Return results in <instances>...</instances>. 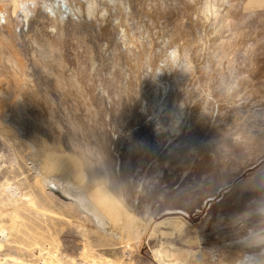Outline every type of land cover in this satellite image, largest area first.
Masks as SVG:
<instances>
[{"label":"rangeland","instance_id":"rangeland-1","mask_svg":"<svg viewBox=\"0 0 264 264\" xmlns=\"http://www.w3.org/2000/svg\"><path fill=\"white\" fill-rule=\"evenodd\" d=\"M72 1L0 0V235L6 234V242L0 241V264L46 254L59 264L62 258L88 264H247L246 253L232 245L251 236L264 238V97L255 92L264 85V52L254 58L257 65L251 64L252 41L259 33L253 27L255 17L246 18V26L251 25L237 31L242 38L232 30L244 12L264 8V0L241 5L232 0L234 21L227 29L219 27L215 17L201 21L195 13L197 0H166L167 9L149 3V19H143L154 25L151 42L146 34L141 38L140 20L128 16L129 6L119 12L108 0ZM166 24L168 39L162 36ZM214 26L221 31L212 33ZM175 40L182 49L189 48L183 54L178 46L174 75L158 80L144 63L147 52ZM188 60H195L194 65H185ZM137 64L144 71L140 65L137 70ZM149 91L159 93L160 105L149 104ZM170 97L189 109L178 122L172 119L176 107ZM204 99L211 101L207 105ZM247 113L253 117L246 120ZM38 171L53 179L46 184L44 177L39 184ZM71 179L89 197L106 201L121 223L123 240L110 236L63 194ZM121 204L133 208L134 215H151L150 225L141 229L129 219L130 213L124 219ZM167 220L183 221L185 228L168 227ZM258 260L253 264H264V255Z\"/></svg>","mask_w":264,"mask_h":264},{"label":"bare ground","instance_id":"bare-ground-1","mask_svg":"<svg viewBox=\"0 0 264 264\" xmlns=\"http://www.w3.org/2000/svg\"><path fill=\"white\" fill-rule=\"evenodd\" d=\"M74 1V0H73ZM72 1V2H73ZM76 1V0H75ZM74 1V2H75ZM78 1V0H77ZM95 1V0H94ZM98 1V0H97ZM100 1H103V0H100ZM109 2H110V4L112 5V8L113 9H115V11H123V10H125V9H128L129 7H130V9H131V11H132V14L130 13L129 14V12L127 13L128 14V16H130V17H133V18H136V21L139 19L140 20V24H139V28L141 29V33L139 32V34H140V36H141V38H143V34L145 35H147V36H149V38H150V42H151V39H153L152 38V34H151V32L153 31V29H154V25H152V24H150V23H148L146 20H148L149 18H148V16H150V14H148L147 12H146V9L149 7V3H154V5L157 7V8H162V9H167V8H169V6L168 5H166L165 3H167L166 2V0H138V1H136V0H108ZM184 1H187V0H184ZM198 2H196V3H198L199 4V7H198V9H196V11H195V13L198 15V16H200L201 17V21H204L205 23L206 22H209L210 20H211V17H215V20L216 21H218V24H220L219 25V27H224V28H230V27H232V24H233V21H234V17H233V9H234V5L232 6L231 5V3H232V0H197ZM237 1V0H236ZM79 2V1H78ZM109 2H107V3H109ZM171 2V1H170ZM175 2V1H174ZM174 2H173V5H175L174 4ZM243 2H245V0H239V5H241V3H243ZM88 4H89V2H87ZM98 3H100V2H98ZM98 3H96V5L98 4ZM103 3H104V1H103ZM135 3V4H134ZM146 3H148V5H146ZM178 3V2H177ZM180 3V2H179ZM187 3V2H186ZM67 4V3H66ZM73 4V3H72ZM133 4V5H132ZM168 4H169V2H168ZM74 5V4H73ZM72 5V10H73V12H74V6ZM89 5H91V4H89ZM94 5V4H93ZM106 5V4H105ZM104 4H103V7L105 6ZM109 5V4H108ZM107 5V6H108ZM111 5H109V6H111ZM172 5V4H171ZM172 5V6H173ZM54 6H56V5H54ZM66 6V5H65ZM67 6H69V5H67ZM76 6V5H75ZM85 6V5H84ZM97 6H99V5H97ZM96 6V7H97ZM129 6V7H128ZM190 6V5H189ZM86 7H88V6H86ZM93 7V6H92ZM100 7H102V5L100 6ZM99 7V8H100ZM106 7V6H105ZM191 7V6H190ZM238 7V6H237ZM54 8V7H53ZM70 8V7H69ZM68 8V10L70 11V9ZM74 8V9H73ZM139 8L141 9V10H139ZM236 8V7H235ZM240 8H241V6H240ZM240 8H239V10H240ZM50 9H52V8H50ZM59 9V8H58ZM66 9V8H65ZM79 9H81V8H79ZM192 11L194 10V8L192 9V7L190 8ZM189 9V10H190ZM223 9V10H222ZM48 10V9H47ZM53 10H55V9H53ZM59 10H61V9H59ZM67 10V9H66ZM87 10V9H86ZM91 6H90V9L88 10V12H91ZM98 10V9H97ZM103 10V9H102ZM148 10V9H147ZM152 10H154V9H152ZM161 10V9H160ZM189 10H187V11H189ZM238 10V11H239ZM48 11H50V10H48ZM65 11V10H64ZM68 11V12H69ZM80 11V10H79ZM78 11V12H79ZM85 11V10H84ZM96 11V10H95ZM99 11V10H98ZM104 11H107V10H104ZM110 11V10H109ZM141 11H142V13H141ZM237 11V12H238ZM29 12V11H28ZM53 12V11H52ZM62 12V11H61ZM81 12H82V9H81ZM80 12V13H81ZM99 12H101V11H99ZM103 12V11H102ZM111 12H113L114 13V11H111ZM123 12H125V11H123ZM150 12H152V11H150ZM241 12H242V10H241ZM49 13V12H48ZM67 13V12H66ZM79 13V14H80ZM104 13V12H103ZM106 13V12H105ZM110 13V12H109ZM154 13V12H153ZM159 13H160V11H159ZM188 13V12H187ZM240 13V12H239ZM245 14H243L245 17H242L239 21H238V23H235L234 25H233V30L232 31H234L233 32V34L235 33V34H237L236 36H238V37H240L241 36V33H242V31L240 32L239 31V33H237V31L239 30V29H243V28H247L248 26H250V25H248V26H246L247 25V20H246V18H252V17H255L256 18V21H254L255 19H253V21H254V24H253V27H254V29H255V32L256 31H258L259 33H255V40L254 41H252V51L250 52V58H251V60H249L250 62H251V64H256L257 65V60H255L256 58L255 57H257L258 55H260L261 54V52H264V8H262L261 10H251V12H244ZM52 14V13H51ZM71 14H72V12H71ZM74 14V13H73ZM72 14V15H73ZM86 14V13H85ZM90 14V13H89ZM117 14V13H116ZM123 14H125V13H123ZM234 14H235V12H234ZM237 14V13H236ZM235 14V15H236ZM241 14V13H240ZM75 15V14H74ZM82 15V14H81ZM84 15V14H83ZM98 15V14H97ZM102 15V14H101ZM101 15H100V18H101ZM105 15V14H104ZM108 15V14H107ZM112 15V14H111ZM121 15V14H120ZM191 15H192V13H191ZM242 15V14H241ZM85 16V15H84ZM83 16V17H84ZM99 16V15H98ZM115 16V15H114ZM123 16V15H122ZM121 16V18H123ZM127 16V17H128ZM142 18H141V17ZM155 16H156V14H155ZM189 16V15H188ZM196 16V15H195ZM60 17H61V13H60ZM88 17H89V15H88ZM92 17V16H91ZM104 17V16H103ZM108 17H109V15H108ZM117 17V16H116ZM126 17V16H125ZM123 18L124 20H126V18ZM140 17V18H139ZM158 17V16H157ZM156 17V18H157ZM192 17V16H191ZM75 18V17H74ZM87 18V17H86ZM93 18V17H92ZM92 18L90 19V20H92ZM96 18H97V16H96ZM118 18V17H117ZM145 18H148V19H146L145 21H144V19ZM161 18V17H160ZM238 18V17H237ZM240 18V17H239ZM60 19V18H59ZM99 19V18H98ZM119 19H120V17H119ZM190 19V18H189ZM193 19H194V16H193ZM196 19H197V17H196ZM77 20V19H76ZM75 20V21H76ZM81 20V19H80ZM122 20V19H121ZM129 20V19H128ZM191 20H192V18H191ZM195 20V19H194ZM200 20V19H199ZM199 20H197V22L199 21ZM213 20V19H212ZM233 20V21H232ZM29 21V20H28ZM99 21V20H98ZM101 21V20H100ZM104 21V20H103ZM114 21V20H113ZM112 21V22H113ZM118 21V20H117ZM120 21V20H119ZM134 19H133V23L134 22H136ZM93 22H94V20H93ZM107 22V21H106ZM105 22V23H106ZM111 22V21H110ZM122 22V21H121ZM125 22V21H124ZM127 22V21H126ZM131 22H132V20H131ZM138 22V21H137ZM163 22V21H162ZM251 22V21H250ZM258 22V24H256ZM176 23V22H175ZM217 23V22H216ZM102 24H104V23H102ZM128 24V23H127ZM137 24V26H138V23H136ZM179 24V23H178ZM192 24V23H191ZM197 24V26H198V23H196ZM35 25V24H34ZM97 25V24H96ZM111 25V24H110ZM121 25H123V24H121ZM125 25V24H124ZM200 25H201V23H200ZM215 25H217V24H215ZM117 27H120V29L121 28H123V26H120L119 24L118 25H116ZM136 26V25H135ZM159 25H157V27H158ZM204 26L205 25H202L201 27H202V30H200V32L198 33L199 35L201 34V33H203L204 31ZM212 26V25H211ZM59 27V26H58ZM90 27V26H89ZM98 27H99V25H98ZM116 27V28H117ZM127 27H129V26H127ZM215 27V26H214ZM212 28V33H219L221 30H220V28L219 27H215V28ZM114 28V27H113ZM136 28L137 27H135V31H136ZM206 28V27H205ZM117 29H119V28H117ZM117 29H115V30H117ZM124 29V28H123ZM122 29V30H123ZM126 29V32H127V28H125ZM139 29V30H140ZM168 28H167V24L163 27V30H164V32H162L163 34H162V36H165L166 37V35H168L171 31L170 30H167ZM132 30V29H131ZM130 30V31H131ZM139 30H137V32L139 31ZM192 30V29H191ZM194 30V29H193ZM195 30H197V29H195ZM211 30V29H210ZM120 31V30H119ZM129 31V32H130ZM182 31V30H181ZM179 32V35H180V38H179V40L180 39H182L183 37H184V35H183V33L182 32ZM209 31V30H208ZM230 31H231V29H230ZM246 31V30H245ZM253 31V30H252ZM116 32V31H115ZM124 32V31H123ZM154 32V31H153ZM118 34H121L120 32H117ZM116 33V34H117ZM132 33H134V31L132 30ZM131 33V34H132ZM207 33V32H206ZM209 33V32H208ZM211 33V32H210ZM231 33V32H230ZM243 33H244V31H243ZM247 33V32H246ZM246 33H244L245 35H246ZM250 33H251V31H250ZM111 34V33H110ZM189 34V36L191 35V33H188ZM193 34H195L194 32H193ZM134 35H135V33H134ZM185 35H187V34H185ZM211 35V34H210ZM231 35V34H230ZM253 35V34H252ZM97 36V35H96ZM126 36V35H125ZM147 36L146 37H144V39L145 38H147ZM160 36V35H159ZM195 36V35H194ZM194 36H193V38H194ZM198 36V35H197ZM203 36V35H202ZM207 36V35H206ZM221 36V35H220ZM235 36V35H234ZM247 36V35H246ZM131 37V36H130ZM129 37V38H130ZM132 37H133V35H132ZM132 37H131V39H132ZM135 37V36H134ZM164 37V38H165ZM196 37V36H195ZM222 37V36H221ZM247 37H249V36H247ZM138 38V37H137ZM159 38V37H158ZM167 38V37H166ZM166 38L164 39V41L166 40ZM168 38H169V36H168ZM167 38V39H168ZM178 38V37H177ZM176 38V39H177ZM187 38H188V36H187ZM198 38V37H197ZM207 38V37H206ZM222 38H224V36L222 37ZM235 38V37H234ZM234 38H233V42H234ZM240 38H242V37H240ZM122 39H123V37H122ZM144 39H142V40H144ZM163 39V38H162ZM189 39V38H188ZM187 39V40H188ZM204 38H202V40H203ZM211 39V38H210ZM253 38H251V40H252ZM127 40H128V36H127ZM130 40V39H129ZM133 40V42L135 41L134 39H132ZM146 40V39H145ZM194 40V39H193ZM248 40V39H247ZM126 41V40H125ZM139 41H141L139 38H138V41L137 42H139ZM147 41V40H146ZM155 41H157L158 42V40H155ZM168 41V40H167ZM181 41V40H180ZM203 41H205V39L203 40ZM210 41V40H209ZM209 41H207V43L209 42ZM212 41V40H211ZM210 41V42H211ZM239 41V39H237V42ZM241 41V40H240ZM242 41H245V40H243L242 39ZM124 42V41H123ZM131 42V44L133 45V43H132V41H130ZM154 42V41H153ZM156 42V43H157ZM168 42H170V41H168ZM181 42H183V41H181ZM185 42V41H184ZM188 42V41H187ZM248 42V41H247ZM246 42V43H247ZM249 42L251 43V41L249 40ZM118 43H119V41H118ZM195 43V42H194ZM197 43H199V42H197ZM236 43V42H235ZM242 43V42H241ZM120 44V43H119ZM122 44V43H121ZM125 44H126V42H125ZM137 44V43H136ZM149 44V43H148ZM147 44V45H148ZM153 44V43H152ZM171 44H174V45H177V46H175L174 48H173V45H171ZM200 44V43H199ZM203 44H204V42H203ZM211 44V43H210ZM135 45V44H134ZM140 45H141V43H140ZM164 46H162V45H160V44H156V45H154L153 46V48H151L147 53H148V55H147V57H145L146 59V62H144L145 64H147V66L151 69V72H155L156 74H154V77L155 78H158V80H163L164 82L166 81V80H168L167 78V74L168 73H171L172 71L173 72H175V69L177 68H174L175 67V64H176V60L178 59V57L179 56H177V53H179V54H181V52H183V54H185L184 52H186V50L185 49H188L189 47H187L188 45H189V43L187 44L186 42L184 43V45L183 46H185V47H187V48H185V49H182L181 48V46H179L178 45V40L176 41H172V43H170V45L172 46H170L168 43H167V45H165V43L163 44ZM194 45V44H193ZM201 45V44H200ZM234 45V44H233ZM251 45V44H250ZM137 46V45H136ZM178 46H179V48H181V52L178 50V52L176 51L177 49H178ZM235 46V45H234ZM240 47L242 46V44L241 45H239ZM245 46V45H244ZM247 46V45H246ZM122 47V46H121ZM133 48H134V46H132ZM138 47V46H137ZM143 47H145L144 46V44H143V46H142V48ZM190 47H191V45H190ZM193 47V46H192ZM200 47V46H199ZM129 48V47H128ZM136 48V47H135ZM134 48V50L135 51H137L136 49H138V48H136L135 49ZM209 48H211V46L209 47ZM218 48V47H217ZM237 48H238V46H237ZM242 48V47H241ZM122 49H124V48H122ZM145 49V48H144ZM216 49V48H215ZM219 49V48H218ZM230 49H232V48H230ZM229 49V50H230ZM125 50V49H124ZM129 50V49H128ZM131 50V49H130ZM145 50H147V49H145ZM191 50V49H190ZM217 50V49H216ZM222 50V49H221ZM234 50V49H233ZM243 50V49H242ZM133 51V50H132ZM143 51V50H142ZM218 51V50H217ZM224 53L226 52V48L224 49V50H222ZM41 52V51H40ZM125 52V51H124ZM131 52V51H130ZM145 53H146V51H144ZM193 52V51H192ZM204 52V51H203ZM237 52V51H236ZM239 52H240V50H239ZM243 52H244V50H243ZM39 53V52H38ZM137 54L138 53H140V52H136ZM197 53V52H196ZM219 53V52H218ZM217 53V54H218ZM222 53V52H221ZM122 54V53H121ZM192 53L190 52V55H191ZM193 54H195V53H193ZM220 54V53H219ZM136 55V54H135ZM140 55H142L141 53H140ZM143 55H144V53H143ZM142 55V56H143ZM187 55V54H186ZM185 55V56H186ZM189 55V54H188ZM204 55H206V54H203L202 56H204ZM223 55V54H222ZM220 56V57H222L221 58V60L224 58L223 56ZM233 55V52L231 53V56ZM124 56V55H123ZM132 56H134V55H132ZM137 56V55H136ZM198 56V55H197ZM197 56H195V57H197ZM216 56H219V55H215V57ZM228 56V55H227ZM131 57V56H130ZM139 57H141V56H138V58ZM144 57V56H143ZM187 57V56H186ZM190 57V56H189ZM194 57V56H193ZM193 57H191V60H192V58ZM199 58H200V56H198ZM197 57V58H198ZM123 58H125V57H123ZM208 58H209V60L211 59V55H208ZM207 58V59H208ZM232 58V57H231ZM240 58V57H239ZM255 58V59H254ZM126 59V58H125ZM128 59V58H127ZM140 59H142V58H140ZM144 59V58H143ZM201 59H203V58H201ZM226 59V58H225ZM225 59H223V63H224V61H225ZM227 59H230V58H227ZM235 59V58H234ZM242 59V58H241ZM130 60H132V59H130ZM144 60V61H145ZM180 60V59H179ZM216 60V62H217V59H215ZM239 60V59H238ZM244 60V59H243ZM242 60V61H243ZM139 61L140 60H138V61H136V63L138 62L139 63ZM143 61V60H142ZM200 61V60H199ZM203 61V60H202ZM219 61H220V59H219ZM218 61V62H219ZM227 61V60H226ZM225 61V62H226ZM232 61H233V59H232ZM231 61V62H232ZM241 61V62H242ZM141 62V61H140ZM187 62V63H186ZM194 62H195V60H194ZM194 62H191V61H185V65H187V66H190L191 64L192 65H194ZM205 62V61H204ZM208 62V61H207ZM217 62V63H218ZM239 62V64H241V62L240 61H238ZM127 63V62H126ZM134 63V62H133ZM199 63V62H198ZM233 63H234V61H233ZM233 63H231V65L230 66H233ZM245 63V62H244ZM131 64V63H130ZM180 64H181V62H180ZM179 64V65H180ZM214 64V63H213ZM250 64V63H249ZM249 64H248V66H249ZM135 65V64H134ZM139 65L140 64H137V70H138V68H139ZM183 65V64H182ZM198 65V64H197ZM196 65V66H197ZM220 65V64H219ZM224 65V64H223ZM226 65V64H225ZM224 65V66H225ZM227 65H228V63H227ZM235 65V64H234ZM243 65V64H242ZM145 66V68H147L146 67V65H144ZM203 66V65H202ZM218 66V64L216 65V67ZM222 65H220L219 67H221ZM229 66V67H230ZM255 66V65H254ZM136 67V66H135ZM140 67H141V65H140ZM183 67V66H182ZM192 67V66H191ZM198 67V66H197ZM205 67V66H204ZM229 67H227V68H229ZM234 67V66H233ZM243 67V66H242ZM142 68V70H143V67H141ZM194 68H196V67H194L193 66V69ZM208 68V67H207ZM236 68V67H235ZM234 68V69H235ZM246 68V67H245ZM189 69L191 70V68L189 67ZM218 68H216V70H217ZM220 69V68H219ZM222 69H223V67H222ZM234 69H231V67L229 68V70H234ZM237 69V68H236ZM239 69V68H238ZM237 69V70H238ZM129 70V69H128ZM145 70H147V72H148V70L149 69H145ZM179 70V69H178ZM190 70H188V71H190ZM228 70V69H227ZM248 70H249V67H248ZM118 71V70H117ZM144 71V70H143ZM186 71H187V69H186ZM187 71V72H188ZM194 72H195V69L193 70ZM236 71V70H235ZM239 71V70H238ZM237 71V72H238ZM255 71V70H254ZM253 71V72H254ZM137 72V71H136ZM136 72H134V73H136ZM147 72H144V74L145 73H147ZM173 72H172V74H173ZM182 72V71H181ZM186 72V73H187ZM192 72V71H191ZM220 72H221V70H220ZM225 72H227L228 74H229V72L230 71H226V69H225ZM246 72V71H245ZM131 73H133V72H131ZM150 72H148V74H149ZM189 73V72H188ZM207 73H208V71H207ZM207 73H206V75H207ZM235 73V72H234ZM233 73V74H234ZM128 74V73H127ZM195 74V73H194ZM220 74V73H219ZM221 74H223V73H221ZM226 74V73H225ZM231 74V73H230ZM237 74H239V73H237ZM129 75V74H128ZM136 75V74H135ZM150 75H151V73H150ZM174 75V74H173ZM172 75V76H173ZM189 75V74H188ZM209 75V74H208ZM236 75V74H235ZM234 75V76H235ZM192 76V75H191ZM190 76V77H191ZM212 76V75H211ZM228 76H230V75H227V77ZM231 76H232V74H231ZM135 77V76H134ZM152 77H153V75H152ZM167 77V78H166ZM171 77V76H170ZM174 77V76H173ZM193 78H195V77H197V76H192ZM226 77V76H225ZM240 77V76H239ZM172 78V77H171ZM188 78H189V76H188ZM236 78H238V77H236ZM243 78H244V76H243ZM170 79V78H169ZM201 79V78H200ZM200 79H198L199 80V82H200ZM223 79H225V78H223ZM158 80H156V81H158ZM190 80H192V78L190 79ZM189 80V81H190ZM196 80V79H195ZM202 80V79H201ZM212 80V79H211ZM214 80V79H213ZM216 80V79H215ZM229 80H231V78L229 79ZM234 80V79H233ZM232 80V81H233ZM238 80H239V78H238ZM241 80V79H240ZM246 80V79H245ZM7 81H9V80H7ZM148 81V80H147ZM172 81V80H171ZM170 81V82H171ZM188 81V82H189ZM235 81H236V79H235ZM193 82V81H192ZM195 82V81H194ZM203 82V81H202ZM214 82V81H213ZM234 82V81H233ZM237 82V81H236ZM5 83V82H4ZM150 83V82H149ZM154 83H155V81H154ZM172 83V82H171ZM171 83H167V86L168 87H170V84ZM191 83V82H190ZM196 83H198V81H196ZM218 83V82H217ZM235 83V82H234ZM238 83H239V81H238ZM243 83H245V84H247L248 85V82H247V80L244 82V80H243ZM242 83V84H243ZM137 84V83H136ZM165 84V83H164ZM163 84V85H164ZM177 84V83H176ZM180 84V83H179ZM187 84H189V83H187ZM186 84V85H187ZM199 84V83H198ZM198 84H196V85H198ZM222 84V83H221ZM245 84H243V87H244V85ZM250 84H251V82H250ZM148 85V84H147ZM150 85V84H149ZM148 85V86H149ZM157 85V84H156ZM158 85H159V82H158ZM166 85V84H165ZM190 85H192V86H195V84H190ZM199 85H201V83L199 84ZM215 85V84H214ZM213 85V86H214ZM218 85V84H217ZM241 85V84H240ZM154 86V85H153ZM152 86V87H153ZM172 86V85H171ZM176 86V85H175ZM192 86H190V88L192 87ZM216 86V85H215ZM214 86V87H215ZM236 86H237V84H236ZM151 87V88H152ZM159 88L161 87L160 85L158 86ZM173 87V86H172ZM212 87V86H211ZM249 87V85L248 86H246L245 88H248ZM10 88V87H9ZM150 88V87H149ZM151 88H150V90H151ZM159 88H156V90L158 91V90H160ZM163 88V87H162ZM175 88L176 87H174V90H175ZM195 88H196V86H195ZM194 88V89H195ZM200 88H201V86H200ZM203 89H204V87H202ZM201 88V89H202ZM208 88V87H207ZM207 88H205L206 90H207ZM217 87H215L214 89H216ZM253 88V87H252ZM2 89V88H1ZM153 89V88H152ZM166 89V88H165ZM171 89V88H170ZM170 89H169V91H170ZM186 89V88H185ZM201 89H199V90H201ZM202 89V90H203ZM213 88H212V90H214ZM218 89V88H217ZM222 88H220L219 89V91L221 90ZM242 89V88H241ZM241 89H239V90H241ZM249 89V88H248ZM261 89L262 90H264V85H262V86H257V88L255 89V92L256 93H259L262 97H264V91H261ZM154 90H155V88H154ZM167 90V89H166ZM166 90L164 91V95H165V93H166ZM192 90V89H191ZM201 90V91H202ZM205 90V92H207ZM244 90V89H243ZM246 90V89H245ZM244 90V91H245ZM163 91V90H162ZM168 91V92H169ZM172 91H173V89H172ZM176 91V90H175ZM174 91V92H175ZM185 91V90H184ZM196 91H197V89H196ZM200 91V92H201ZM216 91V90H215ZM236 91V90H235ZM131 92V91H130ZM152 91H149V93H148V97H147V99H148V102H149V104L150 105H155V104H158V105H160V102H161V98H160V95H159V93H157V92H155L154 94L153 93H151ZM167 92V93H168ZM186 92V91H185ZM195 92V91H194ZM209 92V91H208ZM207 92V93H208ZM225 92V91H224ZM6 93V92H5ZM162 93V92H161ZM172 92L170 91V93H168V95L169 94H171ZM221 93V92H220ZM219 93V94H220ZM237 93V92H236ZM244 93V92H243ZM245 93L247 94V91H245ZM193 94V93H192ZM195 94V93H194ZM209 94V93H208ZM214 94V93H213ZM218 94V93H217ZM239 94H240V92H239ZM251 94V93H250ZM253 94V93H252ZM167 95V94H166ZM165 95V96H166ZM172 95V94H171ZM175 95H177V94H175ZM190 95V94H189ZM215 96H216V93L214 94ZM214 95H213V97L212 98H214ZM221 95H222V93H221ZM7 96V95H6ZM147 96V95H146ZM195 96V95H194ZM205 96V98H206V96L207 95H204ZM218 97H219V95H217ZM225 96H226V93H225ZM239 96H242V97H244V99H245V96H243V95H239ZM247 96V95H246ZM253 96V95H252ZM167 97H169V96H167ZM167 97H165V98H167ZM196 97H198V96H196ZM202 97V96H201ZM224 97V96H223ZM222 97V98H223ZM227 97V96H226ZM234 97V96H233ZM241 97V98H242ZM174 97H170V99H173ZM176 98H177V96H176ZM216 98V97H215ZM222 98H221V101H222ZM238 98H240V97H238ZM240 98V99H241ZM164 99V98H163ZM178 99V98H177ZM211 99V98H210ZM210 99H208V100H206L207 101V103H208V101H211ZM217 99V98H216ZM225 99H227V98H225ZM243 99V100H244ZM143 100H146L145 98L143 99ZM168 100H169V98H168ZM174 100V99H173ZM189 100V99H188ZM220 100V99H219ZM229 100V99H228ZM227 100V101H228ZM234 100V99H233ZM175 102V109H173V114H174V118H172L174 121H180L181 120V118L183 117V116H185V114H186V112L188 111V114H189V109L187 110V106H186V104H184L183 102H181V103H179V105H177L176 104V102L178 101V100H174ZM191 101V99L188 101V103ZM193 101H195V100H193ZM197 101V100H196ZM195 101V102H196ZM200 101V100H199ZM214 101H216V100H214ZM213 101V102H214ZM242 101V100H241ZM29 102V101H28ZM168 102H170V101H168ZM198 102V101H197ZM204 102H205V99H204ZM217 102H218V99H217ZM216 102V103H217ZM224 103L226 102V101H223ZM22 103V102H21ZM171 103V102H170ZM173 103V104H174ZM206 103V102H205ZM206 103V104H207ZM233 103H235V102H233ZM165 104H166V102H165ZM165 104H163V101H162V105L161 106H164ZM168 104V103H167ZM198 104H200V103H198ZM226 104H228L229 105V103H226ZM147 105V104H146ZM208 105V104H207ZM210 105V104H209ZM227 105V107H229ZM238 105V104H237ZM17 106V105H16ZM170 106H172L171 104H170ZM173 106V107H174ZM199 106V105H198ZM219 106V105H218ZM217 106V107H218ZM190 107V106H189ZM208 107V106H207ZM168 108V107H167ZM204 108V107H203ZM209 108V107H208ZM170 109V108H169ZM191 109V108H190ZM199 109H200V107H199ZM227 109V108H226ZM166 110V109H165ZM164 110V111H165ZM171 110V109H170ZM247 111V110H246ZM171 112H172V110H171ZM170 112V113H171ZM191 112V111H190ZM200 113H201V110H200ZM209 113V112H208ZM167 114V113H166ZM205 114V113H204ZM217 114H218V112H217ZM207 115V114H206ZM205 115V116H206ZM216 115V114H215ZM245 115V114H244ZM247 115V116H246ZM245 116H246V120H248L249 118H252L253 117V115L252 114H250V113H247ZM202 116H203V114H202ZM171 117V116H170ZM173 117V116H172ZM189 117V116H188ZM207 117V116H206ZM187 119V118H186ZM242 119V118H241ZM18 120V119H17ZM171 120V119H170ZM198 120V119H197ZM210 120V119H209ZM204 121V123H205V120H203ZM207 121V120H206ZM19 122L20 121H18V124H19ZM25 122V121H24ZM41 122V121H40ZM199 122V121H198ZM30 123V122H29ZM32 123V122H31ZM203 123V124H204ZM27 124V123H26ZM171 124L173 125V124H175V122L173 123V122H171ZM206 124H208V122L206 123ZM21 125H23V123L21 124ZM171 125V126H172ZM189 125V124H188ZM187 125V126H188ZM198 125V124H197ZM28 126H29V124H28ZM173 126H175V125H173ZM182 126V125H181ZM180 126V127H181ZM201 127L203 126V125H200ZM199 126V127H200ZM19 127V126H18ZM24 127V126H23ZM23 127H22V130H23ZM176 127V126H175ZM195 127H196V124H195ZM208 127V126H207ZM21 128V127H20ZM25 128H26V126H25ZM170 128V127H169ZM202 128H204V127H202ZM201 128V129H202ZM197 129H198V127H197ZM190 130V129H189ZM205 130V129H204ZM30 131V130H29ZM205 131H208V130H205ZM172 132V134H174L173 133V131H171ZM175 132V131H174ZM190 132V131H189ZM171 134V133H170ZM171 134V135H172ZM177 134V133H176ZM191 134V133H190ZM205 134V133H204ZM191 136V135H190ZM172 137V136H171ZM170 137V138H171ZM188 139V138H187ZM192 139V138H191ZM33 140V139H32ZM171 139H167V141H169V142H171V144H172V141H170ZM189 140V139H188ZM38 141V140H37ZM183 146V145H182ZM33 148L34 149H36L37 150V148H38V144L37 143H34L33 144ZM34 156V155H33ZM34 158V157H33ZM37 159V158H36ZM38 163V162H37ZM36 162L34 163V168H36V166H38L39 164H37ZM36 175H37V180H36V182L38 181V183L39 184H41V179H43L45 176H44V173L42 172V171H38L37 173H36ZM53 179V177L52 176H48V177H45L44 178V181L43 182H46V184H48L51 180ZM37 184V183H36ZM38 184V185H39ZM76 184H74L73 183V181H72V179L71 180H68V185H67V187H65V188H63V194L65 195V196H67L68 198H71L72 200H74L76 203H77V205L79 206V208L81 209V211L85 214V215H87V216H89L95 223H96V225H98L100 228H102L103 230H105L106 232H109L108 234L110 235V236H112V237H114V238H116V239H119V240H123V238H124V236L122 235V232H121V223L116 219V216L113 214V212H111V210L109 209V207H108V205L106 204V201L103 199V198H95V197H93V198H91V197H89V195L88 194H85L84 192H83V190L82 189H79L78 187H76L75 186ZM117 197H119L118 195H117ZM122 199V198H121ZM28 200V199H27ZM29 204H30V207H32V208H34V204L32 203V202H29ZM126 205V204H125ZM123 204H121L120 205V208H123ZM35 209V208H34ZM124 209H126L125 211H124ZM132 209L133 208H126V207H124L123 208V211H122V213H121V215H122V217L124 218V219H126V218H128V213H130L131 215H129V217H131V218H129V219H132L133 220V223L136 225V226H138V227H141V229H144V228H146L148 225H150V223H151V215H149V214H147V213H145V212H143L142 214H139L138 216L137 215H134L133 213L134 212H131L132 211ZM144 223V225H141V223ZM165 222V221H164ZM165 225H167L168 227H174V228H176V229H178V230H183V228H185V223L183 222V221H175V220H167L166 222H165ZM250 233H252V232H250ZM249 240V241H248ZM248 240H245V241H243V242H238L237 241V243H234L232 246H236L237 248H239V249H241L242 251H244L246 254V257H245V261H243L244 263H247V264H253V263H256L257 261H259L258 260V258H259V256H261V255H264V238H259L258 236H251L250 237V239H248ZM2 251V247H1V245H0V252ZM212 252L213 253H215V249L214 248H212ZM24 261H22V262H13V261H8V263L7 264H22ZM73 263H76V261H72ZM95 262V261H94ZM45 264H59V261L56 259V257L55 256H53V255H51V254H46V257H45ZM109 264H112V263H109Z\"/></svg>","mask_w":264,"mask_h":264},{"label":"built area","instance_id":"built-area-1","mask_svg":"<svg viewBox=\"0 0 264 264\" xmlns=\"http://www.w3.org/2000/svg\"><path fill=\"white\" fill-rule=\"evenodd\" d=\"M6 234L4 233V235H0V241H3V243L6 242L5 236ZM22 264H45V256L44 255H39L37 257H34L32 259H26L24 260V262ZM62 264H88V263H83V261H76V263H72L69 262V260L62 258Z\"/></svg>","mask_w":264,"mask_h":264},{"label":"water","instance_id":"water-1","mask_svg":"<svg viewBox=\"0 0 264 264\" xmlns=\"http://www.w3.org/2000/svg\"><path fill=\"white\" fill-rule=\"evenodd\" d=\"M182 216H184L185 214H181Z\"/></svg>","mask_w":264,"mask_h":264}]
</instances>
